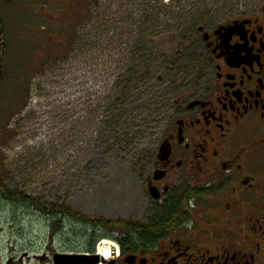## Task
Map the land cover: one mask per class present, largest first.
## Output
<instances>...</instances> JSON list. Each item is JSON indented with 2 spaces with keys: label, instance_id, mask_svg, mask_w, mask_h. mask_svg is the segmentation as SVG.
I'll return each instance as SVG.
<instances>
[{
  "label": "rangeland",
  "instance_id": "obj_1",
  "mask_svg": "<svg viewBox=\"0 0 264 264\" xmlns=\"http://www.w3.org/2000/svg\"><path fill=\"white\" fill-rule=\"evenodd\" d=\"M175 1L0 0L7 44L0 86L1 183L89 220L142 222L150 211L143 182L148 157L202 62L194 58L181 70L176 51L174 86L175 76L165 85L147 84L137 108L113 110L111 104L133 66L140 36L153 37L158 48L168 38L179 42L184 28L176 14L192 10L198 0H179V10ZM263 1L208 0L212 11L206 29L198 30L201 39ZM151 15L160 26H151ZM174 48L163 45L167 56ZM114 111L118 118L109 129L104 122ZM48 220L0 200V264L24 253L23 264H49L40 258L85 252L81 245L89 238L120 228L106 232L60 218L47 230Z\"/></svg>",
  "mask_w": 264,
  "mask_h": 264
},
{
  "label": "flooded vegetation",
  "instance_id": "obj_2",
  "mask_svg": "<svg viewBox=\"0 0 264 264\" xmlns=\"http://www.w3.org/2000/svg\"><path fill=\"white\" fill-rule=\"evenodd\" d=\"M207 35L201 73L178 94L147 160L149 213L128 221L136 229L101 233L81 245L85 252L60 255L93 264H264V1ZM6 48L0 7V86ZM169 210L171 218H158ZM55 255L40 261L54 264Z\"/></svg>",
  "mask_w": 264,
  "mask_h": 264
},
{
  "label": "trees",
  "instance_id": "obj_3",
  "mask_svg": "<svg viewBox=\"0 0 264 264\" xmlns=\"http://www.w3.org/2000/svg\"><path fill=\"white\" fill-rule=\"evenodd\" d=\"M179 2V0L174 2V9L179 10ZM196 4L197 5L194 6L192 10L190 9L186 13L182 11L181 13L178 12L176 14L177 19L181 21V25H183L184 28L178 43H175L173 40L168 42V38V40L162 41V46L160 45L158 48L154 45L153 37L147 38L145 36H140L137 39L133 49V66L126 72L125 78H123L121 82L123 87L120 89V92H118L117 97L112 101L113 103L111 105L113 110H128V107H139L145 100L144 95H147L145 92L147 84H150L153 81L154 83L161 82L160 84L165 85L169 83L171 77L175 76L171 82V84H173L172 86H174L176 80L178 79L177 69H175L177 67V54L174 52L177 51L179 53L178 56L181 70H185V65L189 64V62L194 60V58H197L200 62H202L204 52L198 30L199 28L206 29V21L208 20L207 18L209 17V13H211L212 8L209 10L208 0H198ZM153 17L154 15L149 16L151 26H155L156 24L160 26L159 20ZM163 23L167 25L166 22ZM170 43H173L175 48L172 50V54L167 56L163 51V45H168ZM185 45H188V47H185ZM171 56H174L173 63L171 62L173 60V58H170ZM180 73L181 72H178V75ZM112 114V117H106V122H104L106 127L109 126V129H112V125H116L118 118V116L116 117L115 111ZM0 200L9 204L27 207L31 211L35 210L41 213L42 216L51 220L53 223L58 222L60 218L70 219L77 224H83L84 226L91 227L94 230L106 232L112 231L117 227L124 229L138 228L137 225H133L128 222L89 220L74 212L72 209L64 206L46 207L39 201L23 193L11 191L1 182ZM159 213L158 218L160 219L171 218L174 215L175 210L165 212L162 211Z\"/></svg>",
  "mask_w": 264,
  "mask_h": 264
},
{
  "label": "water",
  "instance_id": "obj_4",
  "mask_svg": "<svg viewBox=\"0 0 264 264\" xmlns=\"http://www.w3.org/2000/svg\"><path fill=\"white\" fill-rule=\"evenodd\" d=\"M221 30L226 31L225 28L219 29V31H221ZM199 32H202V28L199 29ZM207 38H208L207 34H203L202 35V40L203 41H206ZM159 154L160 155L163 154V147H161ZM149 192H150L151 196H153L154 190L151 189ZM156 199H158V197L155 196V198H153V200H156ZM53 263L54 264H93V262L88 263L85 260V257H82V256H62V255H55Z\"/></svg>",
  "mask_w": 264,
  "mask_h": 264
},
{
  "label": "bare ground",
  "instance_id": "obj_5",
  "mask_svg": "<svg viewBox=\"0 0 264 264\" xmlns=\"http://www.w3.org/2000/svg\"><path fill=\"white\" fill-rule=\"evenodd\" d=\"M103 256H104L105 258L108 257L107 252H105V253L103 254Z\"/></svg>",
  "mask_w": 264,
  "mask_h": 264
}]
</instances>
